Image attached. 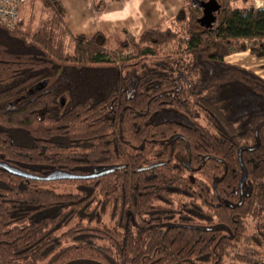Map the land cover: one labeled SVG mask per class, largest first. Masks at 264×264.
I'll return each mask as SVG.
<instances>
[{
    "label": "trees",
    "instance_id": "16d2710c",
    "mask_svg": "<svg viewBox=\"0 0 264 264\" xmlns=\"http://www.w3.org/2000/svg\"><path fill=\"white\" fill-rule=\"evenodd\" d=\"M193 1L134 38L74 34L58 0L0 25V163L115 168H0V264H264V79L224 60L264 55V8Z\"/></svg>",
    "mask_w": 264,
    "mask_h": 264
},
{
    "label": "crops",
    "instance_id": "0c3cea01",
    "mask_svg": "<svg viewBox=\"0 0 264 264\" xmlns=\"http://www.w3.org/2000/svg\"><path fill=\"white\" fill-rule=\"evenodd\" d=\"M58 1L67 27L72 33L91 36L97 31H103L119 38H134L148 28L168 24L183 5V0H107L103 8L97 11L93 8V0ZM251 2L258 6L264 0ZM23 5L20 7V16ZM224 60L264 79V55L257 57L246 50L230 53Z\"/></svg>",
    "mask_w": 264,
    "mask_h": 264
},
{
    "label": "water",
    "instance_id": "95a60500",
    "mask_svg": "<svg viewBox=\"0 0 264 264\" xmlns=\"http://www.w3.org/2000/svg\"><path fill=\"white\" fill-rule=\"evenodd\" d=\"M193 5L201 8L202 15H201L200 21L202 22V24L207 23V22L211 24L213 22V15H216L218 13V5L216 3H213L210 1L205 2L202 0H194ZM156 166H158V164L152 165L149 168H153ZM0 168L4 169L9 174H12V175H15L21 178H25V179L38 180V181L77 180V179L87 180V179H92L94 177L106 174L115 169V168H96L93 170V172L90 175L84 176V177H77V176H72L69 174L62 173V172L54 171L50 173L49 175L40 178V177H35L32 175L26 174L24 172L18 171L14 168H10L2 163H0ZM149 168L137 169V171H142V170H146ZM244 173L245 172L242 169V176H241L240 183H242L244 180V177H245Z\"/></svg>",
    "mask_w": 264,
    "mask_h": 264
},
{
    "label": "built area",
    "instance_id": "2783aa9c",
    "mask_svg": "<svg viewBox=\"0 0 264 264\" xmlns=\"http://www.w3.org/2000/svg\"><path fill=\"white\" fill-rule=\"evenodd\" d=\"M28 0H0V25L13 28L21 21L20 7Z\"/></svg>",
    "mask_w": 264,
    "mask_h": 264
},
{
    "label": "rangeland",
    "instance_id": "374dc122",
    "mask_svg": "<svg viewBox=\"0 0 264 264\" xmlns=\"http://www.w3.org/2000/svg\"><path fill=\"white\" fill-rule=\"evenodd\" d=\"M237 7L240 8H246V7H254V8H264V3L260 4V5H255L251 2V0H245V1H238L237 2ZM164 26H168V24H164ZM197 26V25H195ZM258 253L260 256H262V258H264V252L261 250H258ZM224 264H251V263H243L241 261H238L236 258L234 257H230L226 260V262Z\"/></svg>",
    "mask_w": 264,
    "mask_h": 264
}]
</instances>
